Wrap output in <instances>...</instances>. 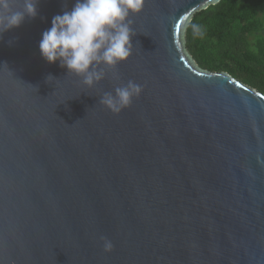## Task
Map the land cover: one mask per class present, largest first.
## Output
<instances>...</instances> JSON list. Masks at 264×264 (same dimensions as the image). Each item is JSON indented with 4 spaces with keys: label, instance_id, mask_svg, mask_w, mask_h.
<instances>
[{
    "label": "water",
    "instance_id": "water-1",
    "mask_svg": "<svg viewBox=\"0 0 264 264\" xmlns=\"http://www.w3.org/2000/svg\"><path fill=\"white\" fill-rule=\"evenodd\" d=\"M74 3L0 36V264H264V94L187 51L206 0H145L91 88L38 48ZM128 80L113 114L100 96Z\"/></svg>",
    "mask_w": 264,
    "mask_h": 264
},
{
    "label": "clouds",
    "instance_id": "clouds-1",
    "mask_svg": "<svg viewBox=\"0 0 264 264\" xmlns=\"http://www.w3.org/2000/svg\"><path fill=\"white\" fill-rule=\"evenodd\" d=\"M145 0H75L71 10L51 18V26L41 33L38 48L48 63L59 62L68 73L81 78L91 88L107 75L108 69L127 60L133 52L130 16L138 14ZM214 0H206L210 7ZM39 0H0V36L12 28L19 27L25 19L38 15ZM66 7V5H65ZM193 37H203L204 30L198 23H190ZM11 43V41H9ZM54 77L49 74L46 79ZM114 78L118 79L114 74ZM143 86L128 80L111 92H104L99 103L113 114H119L138 97ZM103 250L110 252L113 243L104 236Z\"/></svg>",
    "mask_w": 264,
    "mask_h": 264
},
{
    "label": "trees",
    "instance_id": "trees-1",
    "mask_svg": "<svg viewBox=\"0 0 264 264\" xmlns=\"http://www.w3.org/2000/svg\"><path fill=\"white\" fill-rule=\"evenodd\" d=\"M190 23L204 30L203 37L185 31L186 49L199 67L227 72L264 94V0H220Z\"/></svg>",
    "mask_w": 264,
    "mask_h": 264
}]
</instances>
